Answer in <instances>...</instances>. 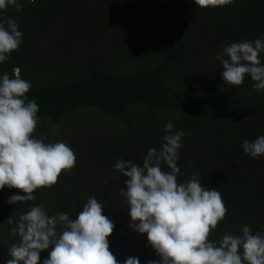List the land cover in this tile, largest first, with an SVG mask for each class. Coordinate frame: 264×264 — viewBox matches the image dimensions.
I'll list each match as a JSON object with an SVG mask.
<instances>
[{
	"label": "trees",
	"instance_id": "obj_1",
	"mask_svg": "<svg viewBox=\"0 0 264 264\" xmlns=\"http://www.w3.org/2000/svg\"><path fill=\"white\" fill-rule=\"evenodd\" d=\"M80 1L83 6L73 1L64 13L49 7L53 0H22L26 20L16 17L22 43L0 63V75L11 77L18 68L32 85L26 95L39 107L33 135L47 143L52 135L47 124L72 121L71 130L52 135L48 143L62 141L76 157L55 185L34 190L33 201L11 205L8 197L23 193L0 190V264L10 259L7 248L15 242L10 228L32 205H44L49 216L73 206L74 219L89 196L104 205L102 214L114 224L107 239L118 262L158 260L146 235L128 226L127 201L119 195L126 178L114 164L142 163L149 148L159 149L169 121L173 131L186 133L178 182L200 172L201 184L217 189L227 209L209 238L218 241L225 231L238 235L242 226L264 232V156L253 159L241 148L242 141L264 135V90H255L249 77L240 86L224 83L215 59L224 45L264 37V0H235L221 8H200L193 0ZM76 5L85 9V18L66 27L77 17ZM49 30L64 33L51 37ZM78 37H85V49H78ZM54 38L62 44L47 59L51 48L34 44ZM88 49L110 57L92 60L85 57ZM260 58L264 63V54ZM204 67L209 70L202 74ZM47 257V251L40 253L41 261Z\"/></svg>",
	"mask_w": 264,
	"mask_h": 264
},
{
	"label": "clouds",
	"instance_id": "obj_2",
	"mask_svg": "<svg viewBox=\"0 0 264 264\" xmlns=\"http://www.w3.org/2000/svg\"><path fill=\"white\" fill-rule=\"evenodd\" d=\"M234 2L193 0L200 8H221ZM23 6L22 0H0V12L8 7L19 12ZM21 43L18 23L0 17V63ZM262 54L264 37L222 46L215 59L223 69V82L240 86L249 77L255 90H264ZM31 87L18 68L11 77L0 75V190L15 188L23 193L8 197L6 202L11 205L33 201L34 190L55 185L62 170H71L76 162L64 142L45 143L33 135L39 107L26 95ZM173 127L170 121L164 125L159 149L149 148L142 163L118 159L114 164V170L126 178L119 195L127 201L128 226L146 235L159 257L146 264H264V232L253 233L249 226H242L238 235L225 231L218 241L209 238L227 209L217 189L201 184L200 172L178 182L177 161L186 133L173 131ZM241 148L253 159L264 156V135L242 141ZM103 206L89 196L70 219L73 206L49 216L42 204L32 205L9 230L15 242L7 248L10 259L3 264H139L135 257L118 262L109 250L107 238L114 224L102 214ZM42 251L48 257L41 261Z\"/></svg>",
	"mask_w": 264,
	"mask_h": 264
},
{
	"label": "rangeland",
	"instance_id": "obj_3",
	"mask_svg": "<svg viewBox=\"0 0 264 264\" xmlns=\"http://www.w3.org/2000/svg\"><path fill=\"white\" fill-rule=\"evenodd\" d=\"M73 1H75L76 2V4L78 5L79 3V6H83L82 4H81V1L80 0H58V1H56V0H53V2H50V6L49 7H61L62 9H63V12L64 13H67V10L69 9V4H71V2H73ZM100 1H102V0H97V2H99L100 3ZM96 3V2H95ZM23 8H22V10L21 11H19V12H17L16 11V9L14 8V7H8V8H6L5 10H3L2 12H0V17H3V18H9V17H11V18H13V17H15V21L17 22V20H16V17L18 16V18H19V20L20 21H23V22H25V20H26V15L25 14H23L22 12H27V7H26V3L25 2H23ZM76 5V6H77ZM95 5H99L98 3H96ZM75 6V7H76ZM79 6H77L75 9H74V11L76 12V16L77 17H73V18H70V19H68V24L66 25V27H69V28H71L72 27V24L74 23L75 24V21L78 19H81V18H85V16H83L84 15V13L83 12H85V9H84V11H78V7ZM98 7V6H97ZM83 13V14H82ZM82 14V15H81ZM65 26H63L62 28H64ZM64 32L63 31H53V30H49L48 32H47V34L48 35H50L51 37L52 36H55L56 37V35H60V34H63ZM25 34H27V33H25ZM84 36H87V37H91V35H87V34H85ZM85 38V37H84ZM83 38V39H84ZM96 38V37H95ZM78 39H79V41H78V49L79 50H81V49H85L86 47H87V44H86V42L81 38V37H78ZM95 40H93V42H94ZM62 43L60 42V40H57L56 38H54L51 42L50 41H48V40H45V42H42V41H39V42H37V43H35L34 45H37V46H46V45H48L50 48H51V50H52V53L50 54V55H47V59H50V57H51V55H57V54H55V51H56V49L57 48H55L56 46H60ZM66 47H67V45H66ZM75 48H76V42H75ZM74 53V52H73ZM85 54H86V56L85 57H87V58H90V59H92V60H97V59H99V58H101V57H110V53H107L106 55H104V54H101V53H99V52H95V50L94 49H88V50H86V52H85ZM48 64H44L43 66H47ZM167 70H169V72H171V75L172 76H176L177 74H176V71H174V67L172 68H167ZM207 70H209L208 68H206L205 69V67L204 68H202L201 69V73L203 74V73H205ZM20 74V73H19ZM203 77V76H202ZM97 114H99L97 111L95 112V115L93 116H90V121L92 122V123H95V121H96V119L98 118V115ZM40 124H42V123H40ZM69 124H72V121H71V123H66V122H64L63 123V125L61 124V125H52V124H47V127L52 131V135H59V134H64L65 132H66V129L67 130H71V126L72 125H69ZM66 126H68L67 128H66ZM79 127V128H78ZM78 127H76V128H78V130H81V129H83L84 128V126H83V124L82 123H80L79 121H78ZM73 129H75V128H73ZM72 129V130H73ZM52 135H47L46 136V141H47V143H48V141L50 140V139H53V136ZM38 138V137H37ZM44 206V205H43ZM44 211L46 212V214L48 215V209L44 206Z\"/></svg>",
	"mask_w": 264,
	"mask_h": 264
}]
</instances>
